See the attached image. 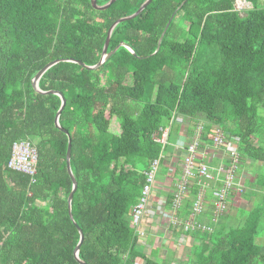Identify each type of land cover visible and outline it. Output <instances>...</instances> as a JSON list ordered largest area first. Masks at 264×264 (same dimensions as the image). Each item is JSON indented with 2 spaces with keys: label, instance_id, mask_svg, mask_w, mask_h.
<instances>
[{
  "label": "trees",
  "instance_id": "1",
  "mask_svg": "<svg viewBox=\"0 0 264 264\" xmlns=\"http://www.w3.org/2000/svg\"><path fill=\"white\" fill-rule=\"evenodd\" d=\"M110 1L97 0L99 6ZM146 1L117 0L97 10L92 0H0V264H81L75 256L79 228L85 235L79 259L86 264H264L259 203L241 209L239 216H251L234 224L228 223L231 211L215 223L214 204L207 206L198 220L214 231L193 232L186 262L176 254L179 229L171 234L176 248L168 244L148 254L132 219L168 127L180 133L187 121L190 134L201 122L209 131L221 128L240 139L242 164L264 165V0H243L249 3L244 16L238 0H188L158 52L185 0H153L111 37L109 52L126 43L137 56L120 47L96 70L67 61L97 65L111 26ZM60 59L66 61L50 68L39 87L66 98L60 125L68 133L56 126L61 96L33 85ZM115 116L121 119L118 134L111 129ZM70 139L78 181L73 219ZM21 140L38 149L33 178L8 168L13 144ZM162 166L164 176L169 167ZM255 179L246 181L241 197L248 184L264 192V171ZM191 187L193 198L179 217L193 212L198 190ZM161 250H168L165 257Z\"/></svg>",
  "mask_w": 264,
  "mask_h": 264
},
{
  "label": "built area",
  "instance_id": "2",
  "mask_svg": "<svg viewBox=\"0 0 264 264\" xmlns=\"http://www.w3.org/2000/svg\"><path fill=\"white\" fill-rule=\"evenodd\" d=\"M248 6L249 3L243 0L237 1L239 12H245ZM158 141L163 145L162 154L146 172V182L133 209L132 219L141 244H146L148 229L157 218L162 222L167 221L169 227L179 229L176 250L184 255L196 241L193 232L214 231L205 220H198L207 206L214 204V222L218 223L221 216L229 211L231 201L243 193L245 177L239 173L242 165L240 139L227 136L221 128L209 131L205 123L201 122L191 134L184 126L180 133H173L171 127H168ZM168 147L173 149L171 154L168 153ZM164 163L169 171L164 176L163 184L160 174ZM37 165L38 149L33 142H14L8 168L33 178L37 173ZM194 185L198 191L193 201L192 214L177 216L176 212L189 198L188 194L192 191L190 187ZM169 208L172 210L169 211Z\"/></svg>",
  "mask_w": 264,
  "mask_h": 264
},
{
  "label": "water",
  "instance_id": "3",
  "mask_svg": "<svg viewBox=\"0 0 264 264\" xmlns=\"http://www.w3.org/2000/svg\"><path fill=\"white\" fill-rule=\"evenodd\" d=\"M153 0H147L142 6L141 8L134 14V15H131L129 17H125V18H121L119 20H117L110 28L109 32H108V37H107V41H106V44L104 46V50H103V54H102V58L100 60V62L95 65V66H87L85 65L84 63L80 62V61H77V60H67V61H75V62H78L79 64L83 65V66H86L88 69H92V70H96V69H99L104 63H106L117 51L120 47H126L128 49H130L136 56L137 54L135 53V51L132 49L131 46H129L128 44L126 43H121L117 48H115L113 51L109 52V46H110V41H111V37H112V34H113V31L115 30V28L122 22L124 21H127V20H132L136 17H138L139 15H141L143 13V11L152 3ZM188 0H185L182 5L178 8V10L176 12H174V14L172 15L171 19L169 20L162 36H161V39L159 41V46H158V49H157V52L160 50V46H161V43L176 15V13L179 11V9H181L186 3H187ZM117 0H111L109 3H107L106 5H103V6H99L98 5V2L97 0H92V4L94 6L95 9L97 10H108L114 3H116ZM156 52V53H157ZM63 61H66L65 59H60V60H55L51 63H49L47 66H45L37 75L36 77L34 78L33 80V85H34V88L36 89V91H38L39 93H42V94H49V93H53V94H58L59 96H61L62 98V107L61 109L59 110L57 116H56V126L58 128H60L61 130L65 131L68 133V131H66L65 129H63L60 125V117H61V114L63 112V110L65 109L66 107V104H67V100L66 98L64 97V95L61 93V92H58V91H49V92H45V91H42L39 87V83H40V80L41 78L44 76V74L50 69L52 68L53 66L59 64L60 62H63ZM71 157H72V140L70 139V143H69V148H68V155H67V166H68V171H69V174L72 178V181H73V190L69 196V208H70V215H71V218L73 219V215H72V203H73V199H74V196L78 190V181L73 173V170H72V166H71ZM80 230V234H81V241L79 243V245L77 246L76 250H75V256L76 258L81 262V264H86L84 263L83 261H81L79 259V253H80V249H81V246L84 242V239H85V235L82 231L81 228H79Z\"/></svg>",
  "mask_w": 264,
  "mask_h": 264
},
{
  "label": "crops",
  "instance_id": "4",
  "mask_svg": "<svg viewBox=\"0 0 264 264\" xmlns=\"http://www.w3.org/2000/svg\"><path fill=\"white\" fill-rule=\"evenodd\" d=\"M257 172L258 171H253V170H251V171L249 170V171H245L244 172L245 185H247V182L246 181L249 180V179H250L251 182H254L256 180L255 178L257 177ZM254 175H255V177H254ZM164 176H162V180H161V183H163V184H164ZM247 189H248V194L245 197L244 196L241 197V195H238L240 197L239 198L240 201H239L238 204H240V205L237 204L236 207L232 209V215H233V217L228 222L229 224H234L235 222H237L238 217H239V211L241 209L250 211L251 208L252 209L255 208L254 205H256V202H257L258 199H257L256 196H254L255 195L254 191L257 188L254 187V186H251L250 184H248ZM258 194H264V192H259ZM250 195H252V196H250ZM261 202H259V204ZM248 204H250V206H248ZM165 230L167 231V234L171 237V231L173 229H172V227H169L168 223L166 224V226H161V222L158 223V222H156V220L154 221V223L152 222V225H150V228L148 229V234L149 233L152 234V239H149V237H148L146 244H143L145 246L144 251L146 253H148V254L154 253V251L156 249H158L157 248V245H158L157 242H159V241H163V244L165 246H166V244H169V243L166 242V239H167L166 238V235L167 234H166ZM148 247L151 248L150 251H148V249H147ZM177 255L179 257V252L177 253Z\"/></svg>",
  "mask_w": 264,
  "mask_h": 264
},
{
  "label": "rangeland",
  "instance_id": "5",
  "mask_svg": "<svg viewBox=\"0 0 264 264\" xmlns=\"http://www.w3.org/2000/svg\"><path fill=\"white\" fill-rule=\"evenodd\" d=\"M241 15L242 16H244L245 15V12H241ZM188 126V122L186 121L185 123H184V129H185V127H187ZM111 129L114 131V132H116L117 134L118 133H120L121 132V119L120 118H118L117 116H115L114 118H113V120H112V126H111ZM251 171V170H253V171H264V165H261V164H257L256 162H250V163H246V164H242L241 166H240V173L241 174H244V172L245 171ZM163 166L161 167V176H163ZM255 195L254 196H256L257 197V203H256V205H254L255 206V208L257 209L258 207H260L261 205H262V209H263V211H261L262 213L264 212V200L262 199L263 198V196H262V194H258L259 193V191H257V190H255ZM188 197L189 198H193V196H192V194H188ZM240 197L239 196H237V198L236 199H234L233 201H232V204H230V209H229V211H231L232 212V209L233 208H235L236 207V205L239 203V201H240V199H239ZM253 198V197H252ZM262 201V202H261ZM259 202H261L260 203V206L258 205V203ZM238 205H240V204H238ZM248 206H250V204H248ZM253 209L251 208V210L250 211H252ZM240 212V211H239ZM255 213V212H254ZM258 214V213H257ZM251 215H247V214H245V216H244V214H241L240 216H239V218H240V220H238L239 222L242 220V219H244V220H249V217H250ZM263 226H264V218H263ZM156 222H158V223H160L161 222V226H166V224H167V221H164V222H162L161 221V219L159 218H157L156 219ZM264 230V229H263ZM165 232H166V234H167V231L165 230ZM175 235L177 236V237H179V234L178 233H176L175 232ZM148 237H149V239H152V234H148ZM166 242L167 243H169L170 244V246H172V247H175V245H174V242L172 241V239H170V236L167 234L166 235ZM258 239H259V241H262V240H264V232H262V233H260L259 235H258ZM150 242V241H149ZM173 242V243H172ZM158 243V245H157V248L158 247H166L164 244H163V241H159V242H157ZM172 244V245H171ZM166 245H168V244H166ZM176 248V247H175ZM148 249V251H150V247H148L147 248ZM146 249V250H147ZM155 251H160V249L158 248V249H156ZM161 258L162 257H165V255L168 253V250H161ZM177 254V253H176ZM180 258V259H179ZM179 260H181V261H184V262H186L187 261V259H186V256H185V254L183 255V254H179V257H178V261Z\"/></svg>",
  "mask_w": 264,
  "mask_h": 264
},
{
  "label": "clouds",
  "instance_id": "6",
  "mask_svg": "<svg viewBox=\"0 0 264 264\" xmlns=\"http://www.w3.org/2000/svg\"><path fill=\"white\" fill-rule=\"evenodd\" d=\"M162 177V176H161Z\"/></svg>",
  "mask_w": 264,
  "mask_h": 264
}]
</instances>
